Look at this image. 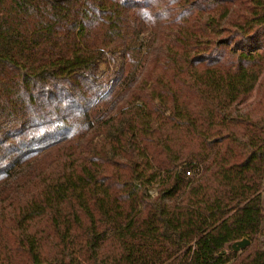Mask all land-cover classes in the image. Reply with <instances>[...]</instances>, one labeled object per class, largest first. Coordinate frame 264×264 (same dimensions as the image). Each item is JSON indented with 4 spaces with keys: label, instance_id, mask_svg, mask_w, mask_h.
Returning <instances> with one entry per match:
<instances>
[{
    "label": "trees",
    "instance_id": "16d2710c",
    "mask_svg": "<svg viewBox=\"0 0 264 264\" xmlns=\"http://www.w3.org/2000/svg\"><path fill=\"white\" fill-rule=\"evenodd\" d=\"M263 182L264 0H0V264H264Z\"/></svg>",
    "mask_w": 264,
    "mask_h": 264
},
{
    "label": "rangeland",
    "instance_id": "374dc122",
    "mask_svg": "<svg viewBox=\"0 0 264 264\" xmlns=\"http://www.w3.org/2000/svg\"><path fill=\"white\" fill-rule=\"evenodd\" d=\"M109 62L108 61H104V59L97 65V71H96V75L97 77H101L103 74H105L106 72V68H107V64ZM119 63V58L115 57L113 61H111L110 65H111V68H114V65L115 64H118ZM262 204H263V207H264V182H263V185H262ZM263 227H264V223H263ZM260 241V244L258 246V248L260 250H264V235L259 239Z\"/></svg>",
    "mask_w": 264,
    "mask_h": 264
},
{
    "label": "water",
    "instance_id": "95a60500",
    "mask_svg": "<svg viewBox=\"0 0 264 264\" xmlns=\"http://www.w3.org/2000/svg\"><path fill=\"white\" fill-rule=\"evenodd\" d=\"M249 245H250L249 241H247L246 239H243L241 241H238V242H235L234 244H232L231 249L234 252H239V251L247 248Z\"/></svg>",
    "mask_w": 264,
    "mask_h": 264
},
{
    "label": "built area",
    "instance_id": "2783aa9c",
    "mask_svg": "<svg viewBox=\"0 0 264 264\" xmlns=\"http://www.w3.org/2000/svg\"><path fill=\"white\" fill-rule=\"evenodd\" d=\"M186 174H187L188 176L190 175V173H189V172H187Z\"/></svg>",
    "mask_w": 264,
    "mask_h": 264
}]
</instances>
